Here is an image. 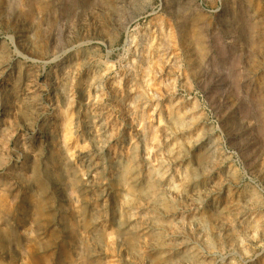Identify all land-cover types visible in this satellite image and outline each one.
Masks as SVG:
<instances>
[{
    "label": "rangeland",
    "instance_id": "rangeland-1",
    "mask_svg": "<svg viewBox=\"0 0 264 264\" xmlns=\"http://www.w3.org/2000/svg\"><path fill=\"white\" fill-rule=\"evenodd\" d=\"M0 264H264V0H0Z\"/></svg>",
    "mask_w": 264,
    "mask_h": 264
}]
</instances>
